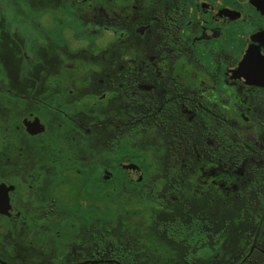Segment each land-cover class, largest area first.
I'll return each instance as SVG.
<instances>
[{"label":"flooded vegetation","instance_id":"af4514ba","mask_svg":"<svg viewBox=\"0 0 264 264\" xmlns=\"http://www.w3.org/2000/svg\"><path fill=\"white\" fill-rule=\"evenodd\" d=\"M3 2L0 264H264L262 7Z\"/></svg>","mask_w":264,"mask_h":264},{"label":"rangeland","instance_id":"374dc122","mask_svg":"<svg viewBox=\"0 0 264 264\" xmlns=\"http://www.w3.org/2000/svg\"><path fill=\"white\" fill-rule=\"evenodd\" d=\"M5 1V0H4ZM7 2V0H6ZM3 0H0V13H2L5 9L3 8ZM9 4V2H7ZM13 4V3H11ZM15 5H17L16 9H18V7L21 5L20 1H16L14 2ZM23 4V3H22ZM11 10V9H10ZM3 15V14H2ZM17 14L14 13L12 16L15 17ZM18 18H12L13 22H16ZM16 25V23H14Z\"/></svg>","mask_w":264,"mask_h":264},{"label":"water","instance_id":"95a60500","mask_svg":"<svg viewBox=\"0 0 264 264\" xmlns=\"http://www.w3.org/2000/svg\"><path fill=\"white\" fill-rule=\"evenodd\" d=\"M253 3L257 6H261V10L264 11V0H253Z\"/></svg>","mask_w":264,"mask_h":264}]
</instances>
